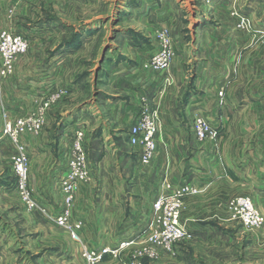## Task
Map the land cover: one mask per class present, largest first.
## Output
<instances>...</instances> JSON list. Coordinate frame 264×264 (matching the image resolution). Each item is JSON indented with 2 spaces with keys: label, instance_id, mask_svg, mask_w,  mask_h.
<instances>
[{
  "label": "crops",
  "instance_id": "1",
  "mask_svg": "<svg viewBox=\"0 0 264 264\" xmlns=\"http://www.w3.org/2000/svg\"><path fill=\"white\" fill-rule=\"evenodd\" d=\"M166 1L171 8L176 7V0H132L126 12L138 22L156 21L158 27L167 26L171 36V21L179 22L185 15L171 14L169 9L159 17L154 7ZM230 2L232 5L227 2L216 12L190 9L188 21L195 44L189 58L194 62L190 77L186 66L189 60L184 59L185 43L183 48H177L168 71L156 78L143 68L156 48L154 37H147L143 30L121 32L113 36L114 45L100 53L103 61L99 64V57L93 72L102 88L93 93L92 100H81L73 94L88 91L90 79L86 74L90 76L98 53L92 31L76 30L79 34L73 45L63 42L48 54L43 69L61 70L65 78L62 85H69V96H73L46 110L38 134L22 137L28 156L29 185L41 206L52 214L59 211L62 194L58 183L65 171L64 153L71 139L66 132L71 126L66 130L64 127L84 120L89 176L76 191L71 216L82 220L81 241L88 248H114L124 240L135 239L150 221L153 199L184 183L199 188L198 193L185 198L180 216V223L194 239L191 246L218 244L221 238L217 232L222 229L226 203L231 197L246 195L264 208V125L235 123L236 117L242 115L249 121L264 106V93L258 95L255 89L264 84V66L257 67L264 43L255 41L259 29H264V0ZM223 8L227 9L225 13ZM240 22L245 29L239 28ZM46 82L49 87L57 85L53 80ZM23 92L22 101L13 92L3 91L2 96L0 92L2 113L6 112L4 105L10 116L11 108L18 105V116L35 113L42 98L36 97L37 91ZM144 104L158 114L156 151L146 167L138 160V148L128 143V131ZM196 113L218 130L216 143L196 139L192 130ZM3 144L0 143V264H80L78 256L58 252L64 237L76 244L69 235L57 231L37 211L25 217L23 208L16 210L7 200L9 195L2 189L9 180L1 170L10 159L11 146ZM49 247L56 252L48 253ZM176 248L179 256V245ZM109 257L106 254L103 259L109 262ZM186 259L195 263L190 255Z\"/></svg>",
  "mask_w": 264,
  "mask_h": 264
},
{
  "label": "rangeland",
  "instance_id": "2",
  "mask_svg": "<svg viewBox=\"0 0 264 264\" xmlns=\"http://www.w3.org/2000/svg\"><path fill=\"white\" fill-rule=\"evenodd\" d=\"M131 1L132 0H0V33L7 31L11 34L20 35L27 41V50L24 54L16 57L13 63L12 73L7 76H0L1 96L3 91L5 92L8 90L15 94L16 99H20L22 101V96L24 95L22 93H24V90L37 91L38 94L36 97L42 98V104L45 99L50 97V95L58 93L62 88L65 89V94H63L60 99L52 103L48 109L56 103L59 104L61 99L63 101L65 98L71 99L73 95H78V98L82 97L81 100L85 98L92 100L91 98L93 97V93H95L98 88H102V83L93 78V72L95 68H98L99 57H101L100 53L104 51V48L114 45L112 41L114 35L121 32H141L140 30H143L147 37L152 35L154 40L157 42L158 33L162 30H166L171 39L174 52L179 51L178 49L183 48L185 44L187 45V53L184 58L187 61L191 57V52H193V48L195 46L192 39L193 36L190 34L192 27L189 25L188 21L190 17V9L193 11L197 8L201 13L206 12L207 10L211 12L214 10L216 12L217 7L225 5L227 2L229 5H232V2H230L232 0H214L210 3L203 0H176L175 8H171V3H169V1H166L163 6H155L153 11L158 13L160 15L159 17H163L165 13H169V9H171V14L174 12L180 13L182 16L185 15L184 18L181 17L179 22L171 21L170 36V31L167 26L160 24L158 27V25H156V21L138 22L133 19V17L128 14L130 12H126V8H128L127 6ZM222 10L225 13V10L227 9L223 8ZM218 12L221 11L218 10ZM239 28L245 29L246 26L240 22ZM81 29L92 31V41H95L94 43L96 44L98 53L97 57L93 59L94 61L91 65L90 76L88 75L89 72L86 74V78L88 77L90 79V85L86 87L88 91L86 93L85 91H80L79 93L77 92L69 96L68 91L70 87L69 85H62V80L65 78L64 76H61V70L55 69L48 72L46 69H43L45 67L43 64L47 63L49 53L54 52L55 49L62 46V43L66 42V40H68L76 30L78 31ZM176 34L179 35V38L173 37V35ZM181 35L184 36V38L181 37ZM255 41L256 44L264 43L263 28L259 29V33H257ZM39 51L43 54H40ZM259 55L260 56H258L257 59L258 68H260V65L264 66V54L261 52ZM83 63L84 62H78L76 64L80 66L85 65ZM145 64L146 62L143 65ZM30 65L31 68L29 67ZM170 65L172 66V61ZM192 65H194V62L190 59L186 64L188 77L191 75ZM176 66H178L177 69H179L178 60L176 61ZM146 69L147 68H144L145 71H147ZM166 72L161 75H156L153 72L151 73L156 78H161ZM66 74L69 75V73ZM46 80L56 81L57 85L49 87L47 82L45 83ZM48 88L50 89L47 94ZM255 89L258 95L263 94L264 84L257 85ZM3 107L5 111L8 112L6 106L4 105ZM261 108L262 109H260V111L255 113L253 118L249 119L250 122L247 117H244L245 115H242L241 118L236 117L235 123L240 124L243 122L248 125L263 126L264 106ZM18 110L20 111L19 105L15 108H11L10 116L6 112L2 113V109L0 107V143L5 145L3 142H8L11 146V153L9 156L10 159H7L6 164L3 165L1 170L3 177H6L5 179L9 180V183L7 182L5 185L6 187L2 190L8 193L9 198H7V200L12 202L16 210H22L23 208L25 213L24 216L28 217L27 215H30V212L32 211L28 210L18 191L17 176L15 173L14 162L12 160V157L16 152V144L4 131L5 120L14 122V120L18 118H23V116H18ZM25 134L18 137V144L24 146L22 137H24ZM32 197L35 199L33 192ZM186 197L187 196L182 198L180 202V216L184 209V200ZM229 200L226 203V219H223L224 221L221 222L223 225L222 229L217 232L218 235H220L219 238H221L218 239L217 245L214 243L210 245L205 244L191 246L194 242L193 238L189 240H180L173 245L175 253L171 254L170 252H166L152 246L148 240H139L134 245L122 249L116 254H109L111 256L109 257L111 261L107 262V259H102L98 264H191V262L186 259L189 258V255L194 259V264H264V226L255 229L245 228L239 219L234 218L232 213L229 211L227 207ZM252 201L264 215V208L261 207V205H258L254 200ZM40 214L43 215L42 213ZM149 214L151 220L152 211ZM22 217L23 213L20 215V218L23 220ZM44 219L48 222L46 218ZM48 223H50V225H52L57 231H61L52 222L49 221ZM149 223L150 221L148 220L144 230L148 227ZM65 234L67 233L64 232V235ZM63 239L62 249L58 250V252L67 257L78 256L80 264H86L85 259L82 256L81 248L76 244L71 243L67 238L64 237ZM178 245L181 253L179 256L177 253L178 248H176ZM55 252L56 249H52L50 247L48 248V253ZM68 264L72 263L69 261Z\"/></svg>",
  "mask_w": 264,
  "mask_h": 264
},
{
  "label": "built area",
  "instance_id": "3",
  "mask_svg": "<svg viewBox=\"0 0 264 264\" xmlns=\"http://www.w3.org/2000/svg\"><path fill=\"white\" fill-rule=\"evenodd\" d=\"M213 2L214 0H203ZM27 50V41L20 35L4 31L0 33V76L12 73L13 63L18 55ZM175 55L171 39L166 30L157 35V45L150 58L143 65L156 75L166 72ZM65 90L50 95L39 106L38 110L26 117L18 118L11 122L5 120L4 131L16 144V152L12 157L17 176V188L20 196L29 211H39L45 218L52 222L61 231L66 232L71 240L78 244L86 264H98L106 254H116L122 249L134 245L139 240H148L152 246L171 254L175 253L173 245L180 240H189L192 234L180 223V202L188 195L196 194L199 188L190 183H184L174 189L157 195L151 204L152 217L148 227L135 239L124 240L114 248L102 247L90 249L81 241L83 222L72 219L71 205L75 199L76 191L82 183L88 180L89 171L84 148L85 126L84 120H76L66 125L67 135H71L67 151L64 153L65 171L58 183L62 194V204L55 214L50 213L32 197L29 185L28 156L23 145L18 144V137L22 134H38L42 129L45 113L48 107L65 94ZM5 116V115H4ZM158 114L146 104L140 109L138 116L128 131V143L131 147L138 148V160L143 167L152 161L155 151V135L157 131ZM194 136L199 141L216 143L218 130L202 115L196 113L192 120ZM232 216L242 223L247 229L261 228L264 225V215L254 205L252 199L246 195L231 198L227 204Z\"/></svg>",
  "mask_w": 264,
  "mask_h": 264
},
{
  "label": "trees",
  "instance_id": "4",
  "mask_svg": "<svg viewBox=\"0 0 264 264\" xmlns=\"http://www.w3.org/2000/svg\"><path fill=\"white\" fill-rule=\"evenodd\" d=\"M82 30V29H81ZM78 34L79 33H77V32H74L73 34H72V36L71 37H69V39L68 40H66V42H64L67 46H70V45H73L76 41H77V36H78Z\"/></svg>",
  "mask_w": 264,
  "mask_h": 264
},
{
  "label": "water",
  "instance_id": "5",
  "mask_svg": "<svg viewBox=\"0 0 264 264\" xmlns=\"http://www.w3.org/2000/svg\"><path fill=\"white\" fill-rule=\"evenodd\" d=\"M103 55H102V57H101V59H100V62H99V64H101L102 63V61H103Z\"/></svg>",
  "mask_w": 264,
  "mask_h": 264
}]
</instances>
